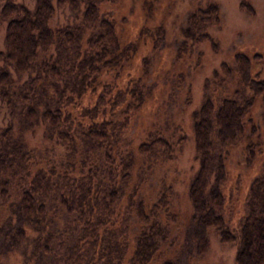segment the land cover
<instances>
[{
    "label": "trees",
    "instance_id": "16d2710c",
    "mask_svg": "<svg viewBox=\"0 0 264 264\" xmlns=\"http://www.w3.org/2000/svg\"><path fill=\"white\" fill-rule=\"evenodd\" d=\"M81 1L80 23L57 26L49 24L54 5L76 10L79 0H33L31 8L14 0L0 2V59L17 74L34 70L15 84L0 64V98L25 121H43L57 148L50 157L35 160L10 123L0 127V203L9 211L6 220L0 219V239L8 247L28 242L32 253H49L50 264H150L176 215L167 205L170 184L160 183L151 201L140 187L155 162L179 150L183 132L177 126L169 132L153 130L131 144L125 134L129 112L144 87L134 92L115 78L100 79V73L108 69L118 77L135 42L121 41L112 18L100 10V3L115 0ZM218 18L216 3L194 6L180 27L173 60L192 42L206 40L213 46L205 26ZM143 29L155 47L161 26ZM231 64L238 82L253 93L261 90L250 57L236 53ZM228 65L223 60L221 73L214 70L204 77L202 98L189 113L196 166L186 185V240L199 256L212 228L218 241L235 243L234 264H264V160L247 185L241 212L227 217L232 188L225 186L224 151L243 135L252 100V94L236 89L215 91L224 89ZM85 94L92 99L81 103ZM56 212L62 223L50 227ZM160 264L174 263L161 259Z\"/></svg>",
    "mask_w": 264,
    "mask_h": 264
},
{
    "label": "rangeland",
    "instance_id": "374dc122",
    "mask_svg": "<svg viewBox=\"0 0 264 264\" xmlns=\"http://www.w3.org/2000/svg\"><path fill=\"white\" fill-rule=\"evenodd\" d=\"M14 1L30 8L33 3V0ZM208 1L216 3L218 7V21L205 26L215 44L212 46L206 40L192 42L186 53L173 60L180 39V27L189 11ZM81 7V0L76 10L66 4L54 5L49 24H79ZM100 10L112 18L121 41L135 42V48L118 77L108 73V69L100 73V79L115 78L127 83L134 92L144 87L139 104L129 112L130 120L125 134L131 144L145 138L153 130L169 132L171 127L177 126L183 132V140L175 155L171 159L155 162L141 183L140 191L147 201L155 197L157 188L162 185L160 183L170 184L172 191L167 205L170 212L176 215L175 220L169 223L168 236L160 244L150 264H160L161 259H170L174 264H234L235 243L218 241L212 228H208L207 246L199 256L191 252L190 242L186 240L185 225L189 211L186 185L196 166L189 113L202 98L204 77L210 76L214 70L219 71V64L223 60L229 64L230 74L223 79L224 89L218 86L215 91L230 94L236 89L246 96L252 94L243 121L244 133L237 142L226 146L224 151L227 172L225 186L232 188L227 202V217L233 219L241 212V201L247 185L264 160V0H115L100 3ZM156 25H160L162 30L153 47L151 36L143 28ZM50 52L52 48L44 56ZM236 53L250 57L252 73L262 80L259 92L253 93L249 87L237 81L236 71L231 64V57ZM142 56H146L145 62L141 61ZM0 64L7 68L15 84L34 74V70L17 74L1 59ZM38 73L41 74L40 71ZM43 77L48 78L46 75ZM187 91L188 100H185ZM91 99V94H85L79 101L84 103ZM128 99L134 100L132 95ZM7 123L12 126V134L31 149L35 160L57 152L43 121H25L16 109L9 110L0 98V127ZM249 154L251 160L247 161ZM8 217L9 211L0 203V219L6 220ZM52 218L50 227L62 223L61 215L57 212ZM50 227L47 225L45 228ZM34 233L29 230V234ZM47 259H52L49 253H32L28 242L8 247L0 239L1 264H50Z\"/></svg>",
    "mask_w": 264,
    "mask_h": 264
}]
</instances>
